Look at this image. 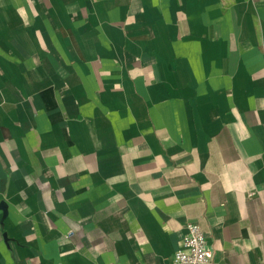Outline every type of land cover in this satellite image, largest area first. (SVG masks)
I'll list each match as a JSON object with an SVG mask.
<instances>
[{"label":"crops","instance_id":"1","mask_svg":"<svg viewBox=\"0 0 264 264\" xmlns=\"http://www.w3.org/2000/svg\"><path fill=\"white\" fill-rule=\"evenodd\" d=\"M264 264V0H0V264Z\"/></svg>","mask_w":264,"mask_h":264},{"label":"built area","instance_id":"2","mask_svg":"<svg viewBox=\"0 0 264 264\" xmlns=\"http://www.w3.org/2000/svg\"><path fill=\"white\" fill-rule=\"evenodd\" d=\"M214 251L199 224L189 222L173 255V264H212Z\"/></svg>","mask_w":264,"mask_h":264}]
</instances>
